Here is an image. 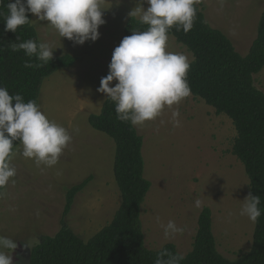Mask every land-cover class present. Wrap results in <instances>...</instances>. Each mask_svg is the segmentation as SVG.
I'll return each mask as SVG.
<instances>
[{
  "label": "rangeland",
  "instance_id": "374dc122",
  "mask_svg": "<svg viewBox=\"0 0 264 264\" xmlns=\"http://www.w3.org/2000/svg\"><path fill=\"white\" fill-rule=\"evenodd\" d=\"M198 5L207 23L220 29L245 55L256 35L264 0H201ZM137 7L146 10V0H104L105 23L98 29L99 37L82 45L61 37L50 22L31 14L38 42L48 44L52 56L77 57L73 65L42 80L37 103L72 139L52 167H38L33 159L22 156L21 143L15 147L11 162L16 168L15 183L10 180L1 190L5 198L0 199V236L17 243L12 252L0 250L12 256L13 264H28L31 248L42 236L55 234L61 220L85 241L110 222L119 206L120 192L112 171L114 142L93 129L87 117L101 109L106 95L97 92L100 79L108 74L113 50L125 37V21ZM168 50L193 59L170 35ZM253 80L264 92V67L253 74ZM173 110L180 113L179 127L172 123ZM134 127L143 139V175L151 182L140 215L145 247L158 250L173 243L185 255L192 248L198 214L208 206L217 251L230 260L247 252L255 223L239 214L249 194V179L231 152L236 136L232 120L190 94L178 105L166 107L155 120ZM86 177L90 180L73 196L63 215L66 190ZM196 199L202 201L199 208ZM169 220L182 227L183 233L165 238L161 225Z\"/></svg>",
  "mask_w": 264,
  "mask_h": 264
},
{
  "label": "trees",
  "instance_id": "16d2710c",
  "mask_svg": "<svg viewBox=\"0 0 264 264\" xmlns=\"http://www.w3.org/2000/svg\"><path fill=\"white\" fill-rule=\"evenodd\" d=\"M9 2L12 0H0V87H5L10 95H22L24 102L35 100L38 103L42 80L60 68L73 65L77 57L53 55L44 63L36 56H26L24 50L12 51L14 44L29 39L39 42L30 22L31 13H26L29 23L15 33L5 30ZM196 8L192 29L185 33L173 27L169 35L192 53L187 73L191 95L214 108L216 114H224L232 120L236 136L231 152L244 167L249 193L260 197L261 216L254 224L249 250L230 260L217 251L211 209L202 207L192 248L183 255L185 259L181 264H264V92L253 80V74L264 67V9L258 19L256 35L247 53L242 55L220 29L207 23L198 4ZM147 27L130 16L123 26V34L129 36ZM26 61L42 66L25 67ZM87 121L114 142L112 171L120 192L119 206L110 222L85 241L61 220L55 234L42 236L31 248L28 264H154L162 249L178 253L173 243H166L158 250L147 249L144 244L141 205L151 182L143 175L142 136L129 122L117 118L115 104L107 96L99 113L90 114ZM19 143V140L14 141V148ZM89 180L90 177H86L66 190L63 215L67 214L73 196Z\"/></svg>",
  "mask_w": 264,
  "mask_h": 264
},
{
  "label": "clouds",
  "instance_id": "9594fccd",
  "mask_svg": "<svg viewBox=\"0 0 264 264\" xmlns=\"http://www.w3.org/2000/svg\"><path fill=\"white\" fill-rule=\"evenodd\" d=\"M223 0H221V3ZM147 9L137 7L129 13L139 17L147 25L144 31H134L122 38L113 50L108 65V74L100 79L97 92L103 93L114 102L117 118L132 126H143L161 116L164 109L178 105L191 94L187 80L190 61L182 52L168 50L170 30L189 32L194 24L201 0H146ZM5 30L16 32L29 23L26 13L34 14L40 20L50 22L58 34L75 44L96 41L103 18L104 0H12L7 5ZM24 50L28 57L36 56L46 63L52 58V49L46 43L29 39L19 45H12V51ZM25 62V67H41ZM114 86H110L113 81ZM178 110L172 111V123L180 126ZM65 127L50 120L35 100L24 102L20 94L10 95L0 87V190L6 188L16 175L12 166L17 149L14 141L23 146L22 156L41 164L55 166L63 150L71 142ZM6 192L0 191V199ZM260 197L249 193L240 209V215L255 223L261 216ZM202 201L195 200L201 207ZM159 219V218H157ZM165 238L182 234L184 229L169 220L161 225ZM17 243L0 236V249L12 252ZM166 257V259H165ZM185 257L162 249L157 253L154 264H181ZM0 264H13L12 256L0 250Z\"/></svg>",
  "mask_w": 264,
  "mask_h": 264
}]
</instances>
